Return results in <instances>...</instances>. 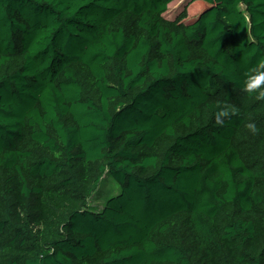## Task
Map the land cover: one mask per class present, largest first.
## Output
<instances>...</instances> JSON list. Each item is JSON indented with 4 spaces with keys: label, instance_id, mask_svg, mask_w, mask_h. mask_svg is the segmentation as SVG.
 <instances>
[{
    "label": "trees",
    "instance_id": "1",
    "mask_svg": "<svg viewBox=\"0 0 264 264\" xmlns=\"http://www.w3.org/2000/svg\"><path fill=\"white\" fill-rule=\"evenodd\" d=\"M174 1L0 0V264H264V0Z\"/></svg>",
    "mask_w": 264,
    "mask_h": 264
},
{
    "label": "rangeland",
    "instance_id": "2",
    "mask_svg": "<svg viewBox=\"0 0 264 264\" xmlns=\"http://www.w3.org/2000/svg\"><path fill=\"white\" fill-rule=\"evenodd\" d=\"M185 8H187L186 22H193L207 9V4L199 0H175L169 5L166 16L173 19L181 14ZM119 191V185L113 182L108 176L101 183L99 190L95 194V198L102 201L104 204L109 197L117 194Z\"/></svg>",
    "mask_w": 264,
    "mask_h": 264
},
{
    "label": "clouds",
    "instance_id": "3",
    "mask_svg": "<svg viewBox=\"0 0 264 264\" xmlns=\"http://www.w3.org/2000/svg\"><path fill=\"white\" fill-rule=\"evenodd\" d=\"M261 67L264 68V64H262ZM261 85H264V71L252 74L248 77L245 82V91L252 93L254 90L260 89ZM258 98H264V91L259 92ZM217 123H222V121L217 119ZM247 127L251 132H257L255 124L250 123Z\"/></svg>",
    "mask_w": 264,
    "mask_h": 264
}]
</instances>
